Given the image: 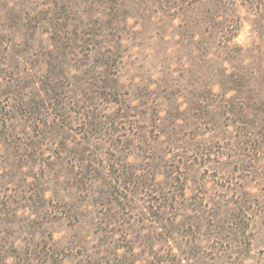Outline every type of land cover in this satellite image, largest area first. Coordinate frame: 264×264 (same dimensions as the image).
<instances>
[{
	"label": "rangeland",
	"instance_id": "obj_1",
	"mask_svg": "<svg viewBox=\"0 0 264 264\" xmlns=\"http://www.w3.org/2000/svg\"><path fill=\"white\" fill-rule=\"evenodd\" d=\"M0 264H264V0H0Z\"/></svg>",
	"mask_w": 264,
	"mask_h": 264
}]
</instances>
